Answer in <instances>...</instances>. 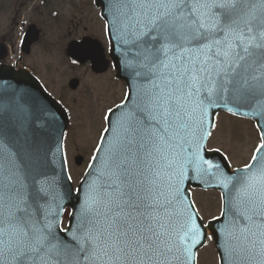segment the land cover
<instances>
[{
    "label": "snow or ice",
    "instance_id": "6c2138e0",
    "mask_svg": "<svg viewBox=\"0 0 264 264\" xmlns=\"http://www.w3.org/2000/svg\"><path fill=\"white\" fill-rule=\"evenodd\" d=\"M104 7L119 53L113 67L129 92L103 114L88 164L93 178L68 227L63 196L50 203L51 182L0 141V264H196L211 237L183 186L203 176L223 190L221 217L231 213L219 229L230 256L264 264V125L257 124L251 162L236 174L204 155L218 127L215 109L235 114V106L256 103L252 115L264 118V0H107ZM23 101L17 107L26 119L54 123L36 98L30 110Z\"/></svg>",
    "mask_w": 264,
    "mask_h": 264
},
{
    "label": "water",
    "instance_id": "95a60500",
    "mask_svg": "<svg viewBox=\"0 0 264 264\" xmlns=\"http://www.w3.org/2000/svg\"><path fill=\"white\" fill-rule=\"evenodd\" d=\"M106 2L107 0H100V2L96 0L97 5L101 7V15L106 23L110 24L111 16L104 7ZM110 38L111 44L113 45L115 42L114 38ZM84 44L87 43L83 42L81 45ZM111 53L114 62H116V57L119 53H114L112 50ZM3 57L4 55H1L0 59ZM89 57H92L97 61L101 60L96 50L93 54H90ZM104 67L105 64L102 69H104ZM119 76L123 77L127 82L129 92V81L124 78L125 74L119 72ZM22 95L24 96L23 102L29 110L31 109L30 101L33 97L46 106V108L54 115V123L45 118L39 120L26 119V113L22 112L17 107V101ZM131 99H135L134 93ZM235 107L239 108V113H247L246 115L235 113V115L250 118L255 121L256 125H264V118L258 115H252L254 110L259 111L256 103L237 105ZM223 110L227 111L223 107L215 109L214 111L217 113ZM115 118V116L112 117L113 120H115ZM67 123V113L53 98L44 92L43 88L33 77L25 71H15L9 65L0 64V141L7 144L10 149L17 153L20 162L35 168L43 175V177H46L51 182L53 191L52 195L49 197L50 203L54 204L55 197L63 196V208L68 206L72 211L73 208L77 210L79 209L80 203L84 197V192L93 177L87 175L89 171V169H87L85 176L78 187L81 191H73L70 181L67 179V173L62 168L63 149L61 150V142L63 144V136ZM259 130L261 131L260 128ZM100 155L103 156V153ZM204 155L205 158L212 160L214 163L221 164L230 175L236 174L238 169L243 168H237L234 171H231L224 155L215 150H206ZM29 156L31 157L30 159L28 158ZM80 161L81 159H78L77 163ZM96 167H100V161H97ZM193 175L194 173L190 171L189 177H192ZM188 185L206 190L217 189L220 192L223 191L211 177L203 176L197 179L190 178L183 186L190 200L191 195L188 191ZM222 200L223 211L224 199L222 198ZM53 210H55V208H53ZM198 217L203 224L199 214ZM230 218L231 213H228L222 217L220 215L218 220L213 219L208 221L206 225L203 224L206 229L208 228L211 231L214 237L215 248L218 251L219 256V264H238V261L230 256L229 251L226 248L225 234L219 231V229L224 228L227 225ZM209 225H211V227H208ZM205 241L206 239L198 249L204 245Z\"/></svg>",
    "mask_w": 264,
    "mask_h": 264
},
{
    "label": "flooded vegetation",
    "instance_id": "af4514ba",
    "mask_svg": "<svg viewBox=\"0 0 264 264\" xmlns=\"http://www.w3.org/2000/svg\"><path fill=\"white\" fill-rule=\"evenodd\" d=\"M69 3L71 5H75L74 0H71ZM90 4H93L95 6L94 0H91ZM5 6L10 7L11 27L9 30L3 29V26L0 22V27H2V29H0V56L4 54L8 55V53L13 52L19 64L18 68L27 70L33 76L37 77L45 91L49 93L53 98H55L64 107V109H67V103L65 100V93L67 94V92L79 91L81 99L83 100V97L86 99L87 106L91 108H98L103 114L108 107H114V105L119 104L122 100H124L127 90V84L117 77L116 69L113 67L112 60L110 58V53L108 54V51L105 48L103 50L105 51V58L108 62V68L103 72H95L91 68L90 62L93 66V61L91 59L86 60V62L84 61V63L79 62L76 59L77 63L72 64L71 61L75 59H72L67 55V49L71 43L81 40H99V37H96L91 33L77 36L79 27H76L75 29H73V31L69 30L64 34L63 32L59 33V31L57 33L54 30L52 32L50 31V23L57 24L58 19L56 18V15L58 14L59 10H61V12H63L64 10L65 3L63 1L0 0V13L7 10L8 7L5 8ZM74 14L80 17L86 16V22L90 23V28L93 29L94 32L96 31L93 17L88 15L83 8H81L79 12H74ZM83 28L84 30H86L87 26H84ZM21 37L24 38L23 44L20 43ZM48 38L51 41L48 42ZM58 40L60 41L56 43ZM60 44L62 45V51H57V48L58 46H60ZM60 55L64 57V60H58L57 62L52 61L50 67L53 65L54 67L47 68V71H50L52 73L57 72L52 78L55 79V75L60 73L61 71L60 67L65 64L73 65L74 67H76L75 70L80 71V75L75 73L69 76L64 86L65 89H63V93L61 89H59V94L56 95V93H54L53 90L49 87L47 80H45L44 77L41 76V74L43 73L45 66L49 63V59L57 60ZM30 56L32 58L31 64L24 61L26 57ZM5 60L6 58L3 61L0 60V63H5ZM111 84H114V90L115 88H118V90H115V93L110 90ZM123 85L125 86L124 91L119 88V86ZM74 97L76 96L74 95ZM107 98H109V100L111 101L107 105H105ZM73 101L78 100L76 98H73ZM103 114L101 116L103 123L102 128L106 125V121H104L102 118ZM99 122H101V120H99ZM72 123L74 122L71 121L70 124ZM70 124L68 125V128ZM253 125L258 133L255 123H253ZM102 128L99 130L100 132ZM98 138L90 149L91 152L88 158H84L81 154H75V165L69 166L68 162V170L70 172V175L72 176L73 181H75V179H73V174L77 179L80 180V178L86 171L88 164L91 161V156L93 155L94 148L98 143ZM259 142L260 140L258 135L257 144ZM76 157L82 158L80 163H76ZM249 161L250 160H248L246 163H249ZM243 165L244 164L240 166ZM81 168L83 169L81 170ZM76 170L78 172H81L80 175H76Z\"/></svg>",
    "mask_w": 264,
    "mask_h": 264
},
{
    "label": "rangeland",
    "instance_id": "374dc122",
    "mask_svg": "<svg viewBox=\"0 0 264 264\" xmlns=\"http://www.w3.org/2000/svg\"><path fill=\"white\" fill-rule=\"evenodd\" d=\"M59 1H63L65 3L64 10L63 12L59 10L58 14L56 15V18L58 19L57 24L50 23L49 28L51 32L54 30L56 33L59 31V33L63 32L64 34L69 30L73 31V29L79 27L77 36L91 33L94 34V36L99 37L101 41H104V44H106L107 39L104 37L103 33V21L99 17L96 6L90 4L91 0H74L75 5H71L69 3L71 0ZM7 7L8 6H5V8ZM81 8H83L88 15L93 17L96 30L95 32L90 28V23L86 22V16L80 17L74 14V12H79ZM10 15V7H8L6 11L0 13V22L3 26V29H10ZM84 26H87L86 30H84ZM0 29H2V27H0ZM49 41L51 40L48 38V42ZM59 41L60 40H58L56 43ZM61 48L62 45L60 44V46L57 48V51H62ZM58 60L63 61L64 57L60 55L57 60L49 59V63L45 66L43 73L41 74V76L47 80L49 87L54 93H56V95L59 94V89H61L63 93V89H65L64 86L69 76L75 73L80 75V71L75 70L76 67L65 64L60 67V73L56 74L55 79H53L52 77L57 72L52 73L47 71V68L50 67L52 61L57 62ZM24 61L31 64V56L26 57ZM51 67H54V65ZM119 88L124 91L125 86H119ZM110 90L115 93V90H118V88H115L114 90V84H111ZM79 93V91L67 92V94L65 93L67 108L70 110V121L74 122L70 124L67 130V136L65 138V148L67 151L66 154L69 166L75 165V154H81L84 158H88L91 152L90 149L96 142V139L100 134L99 130L103 126L101 119L103 113L98 108H91L87 106L86 99L82 96V100ZM74 95L76 97H74ZM73 98H76L78 101H73ZM110 101L111 100L107 98L105 105H107ZM99 120H101V122H99ZM216 123L218 127L214 130L208 147H218L224 150L229 163L233 167L245 164L248 160H250V157L252 156V153L255 149L254 147L257 145L258 141V133L253 123L248 119L240 118L224 112H220L216 115ZM82 169L83 168H81V170ZM76 172L77 176L81 173L77 170ZM73 179H75L74 185H76L79 179H77L74 174ZM192 197L205 221L219 214L221 206L220 195L218 192H202L197 189L192 190ZM67 219L68 213H66L64 216L63 226L66 224ZM212 243V240H209V243L199 251L198 264H218L217 254Z\"/></svg>",
    "mask_w": 264,
    "mask_h": 264
}]
</instances>
